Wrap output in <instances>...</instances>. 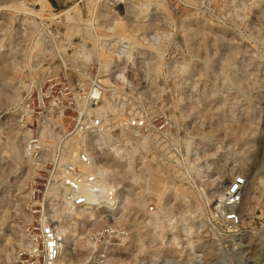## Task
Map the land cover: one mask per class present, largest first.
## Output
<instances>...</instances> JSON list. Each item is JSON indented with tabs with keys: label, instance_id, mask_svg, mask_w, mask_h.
I'll return each mask as SVG.
<instances>
[{
	"label": "rangeland",
	"instance_id": "1",
	"mask_svg": "<svg viewBox=\"0 0 264 264\" xmlns=\"http://www.w3.org/2000/svg\"><path fill=\"white\" fill-rule=\"evenodd\" d=\"M90 83L96 153L66 133ZM133 114L147 130L118 128ZM70 144L110 161L111 205L69 213L51 191ZM41 220L64 264H264V0H0V264H37Z\"/></svg>",
	"mask_w": 264,
	"mask_h": 264
},
{
	"label": "built area",
	"instance_id": "2",
	"mask_svg": "<svg viewBox=\"0 0 264 264\" xmlns=\"http://www.w3.org/2000/svg\"><path fill=\"white\" fill-rule=\"evenodd\" d=\"M84 93L86 104L79 107L74 124L66 133L70 137H78L79 140L86 136L87 140H91L93 151L96 153V146L99 144L95 136L107 128L108 116L104 114L101 116L94 112L89 113L86 110L91 102L96 103L101 100V95L94 96L91 93V83ZM118 128L124 132L135 134L147 130L148 124L146 119L140 115H123L118 118ZM108 165H110V161L106 158L93 154L89 147L82 146L69 159H62L59 155L58 159L53 160L47 182L50 186L56 185L60 200L67 212L89 207H107L114 202L117 191L115 182L107 174L106 167ZM245 181L244 177L235 176L226 191L225 196L228 201L225 219L231 227H235L238 223L235 208L241 199ZM101 229L104 232L108 230L107 226H103ZM38 230L36 241L32 242L33 244L30 243L31 252L36 257L37 264H63L59 260L61 234L54 225L44 220L39 223ZM106 240L104 236L100 244L104 246L107 243ZM97 253L100 262H104L108 255L106 251L100 250ZM93 256L94 254L92 258Z\"/></svg>",
	"mask_w": 264,
	"mask_h": 264
},
{
	"label": "bare ground",
	"instance_id": "3",
	"mask_svg": "<svg viewBox=\"0 0 264 264\" xmlns=\"http://www.w3.org/2000/svg\"><path fill=\"white\" fill-rule=\"evenodd\" d=\"M91 93L94 95V96H98L100 93H99V90L96 88V87H92L91 88ZM96 103L95 102H91V105H89V106H87L86 108V110L90 113V112H92L91 110L89 111V109H91V107H92V110L94 111V112H97V113H102L103 111H105L104 109H105V107L106 106H104V107H102V108H99V107H93L94 105H95ZM96 106V105H95ZM98 106V105H97ZM134 148V147H133ZM76 150H77V148H76V145L74 146V145H72V144H70V146H69V149L67 150V152H66V154L68 155L67 157H69V154L70 155H72V156H74L75 155V153H76ZM126 152V151H125ZM132 152V151H131ZM24 153H25V148H24ZM123 153V152H122ZM65 154V155H66ZM128 154H129V152H128ZM25 155H26V153H25ZM64 155V156H65ZM127 155V154H126ZM28 156V155H27ZM128 156V155H127ZM29 157V156H28ZM71 158V157H70ZM69 159V158H68ZM126 166H127V164H126ZM139 171H137V174H139L138 173ZM228 188H229V185H228ZM228 188H227V190H228ZM51 191L52 192H54L56 195L57 194H59L58 193V189H57V187H56V185H52L51 186ZM226 195V192H225V194H224V196H223V198H221L220 199V201L221 202H223L224 204H226L227 203V201H228V198L225 196ZM76 210H74V211H71V213H73V212H75ZM70 213V212H69ZM56 228V230L61 234V238H62V240H61V247H60V255H59V260H64L65 259V257H66V248H65V246L63 245V242H64V240H63V238H66V234H65V231L61 228V227H55ZM34 241V240H33ZM32 241V242H33ZM32 242H28V244L29 243H32ZM33 244V243H32ZM30 245V244H29ZM112 262H113V260H112ZM64 264V263H63Z\"/></svg>",
	"mask_w": 264,
	"mask_h": 264
}]
</instances>
